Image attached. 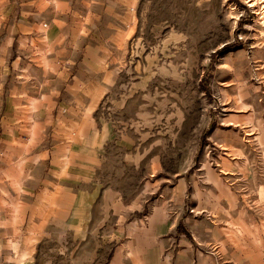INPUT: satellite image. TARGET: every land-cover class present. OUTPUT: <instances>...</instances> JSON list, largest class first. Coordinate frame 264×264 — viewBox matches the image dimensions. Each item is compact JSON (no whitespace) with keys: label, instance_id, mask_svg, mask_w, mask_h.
Segmentation results:
<instances>
[{"label":"rangeland","instance_id":"obj_1","mask_svg":"<svg viewBox=\"0 0 264 264\" xmlns=\"http://www.w3.org/2000/svg\"><path fill=\"white\" fill-rule=\"evenodd\" d=\"M251 1L0 0L7 35H23L0 64L56 72V133L100 154L99 219L42 238L38 264H109L119 226L151 228L163 264L185 245L264 264V0Z\"/></svg>","mask_w":264,"mask_h":264},{"label":"crops","instance_id":"obj_2","mask_svg":"<svg viewBox=\"0 0 264 264\" xmlns=\"http://www.w3.org/2000/svg\"><path fill=\"white\" fill-rule=\"evenodd\" d=\"M7 9L0 6V30L5 28L6 33L5 39L0 37V62L7 60L14 42L23 39L21 31L7 35ZM15 21L16 26L27 27L19 17ZM30 35L27 43L38 38L35 33ZM29 54L38 55L34 49ZM21 55H17V62ZM21 71L8 72L0 64V264H38L35 254L42 238H55L58 232L71 237L78 228L87 232L91 222L99 219L97 206L105 204L98 187L100 154L94 151L95 146L75 148L69 144L66 131L56 133L59 118L54 117V108L49 110L48 94L56 92L57 73ZM101 135L91 138L97 136L96 144L104 143L107 137ZM62 164L68 168L58 176ZM28 227L30 236L39 239L26 246L21 232ZM118 235L109 264L165 261V248L152 245L151 228L139 232L123 228L121 232L119 226ZM172 254L179 264L180 257L188 258L187 264H217L213 255L202 254L191 245L173 248Z\"/></svg>","mask_w":264,"mask_h":264},{"label":"bare ground","instance_id":"obj_3","mask_svg":"<svg viewBox=\"0 0 264 264\" xmlns=\"http://www.w3.org/2000/svg\"><path fill=\"white\" fill-rule=\"evenodd\" d=\"M249 1V0H248ZM251 1V0H250ZM254 1V0H253ZM253 1H251V2H253ZM263 3V2H262ZM256 5V2L255 3H251V6H255ZM262 23H264V22H262ZM264 32V31H263ZM262 35H264L263 33H261Z\"/></svg>","mask_w":264,"mask_h":264}]
</instances>
